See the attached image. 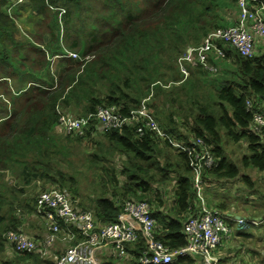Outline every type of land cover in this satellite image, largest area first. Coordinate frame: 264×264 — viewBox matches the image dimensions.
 I'll list each match as a JSON object with an SVG mask.
<instances>
[{"label": "trees", "instance_id": "obj_1", "mask_svg": "<svg viewBox=\"0 0 264 264\" xmlns=\"http://www.w3.org/2000/svg\"><path fill=\"white\" fill-rule=\"evenodd\" d=\"M29 1L31 7H36L33 11L37 14L44 7H55L56 10L64 7L65 11L61 14L64 15L62 22L58 15L60 11L50 9L51 16L57 21V31L52 30L48 43L43 37L46 44L35 45L28 39L17 38L15 31L18 27L14 19L0 11V65L13 76L27 80L21 87L22 91L34 88V93L19 109H10L6 114L0 111V120L12 117L7 133L4 136L0 133V161L5 160L7 152L12 156L5 160V169L20 170L17 176L25 183L47 177L54 182V167L51 160L43 156H51L52 149L56 148L48 146L45 141L53 136L52 133L60 132L56 127L58 107L82 115L107 105H116L122 112H128L150 96L148 107L166 130L185 140L194 136L203 137L219 157L218 166L205 176L207 182L218 183L221 178L242 177L246 188L253 189L254 181L241 172L240 164L222 153V141L227 135L235 141L245 142L248 152L241 157L242 165L260 173L264 171V132L251 129L252 113L246 107V98L258 100L264 95V52L244 57L228 47L229 58L235 52L233 72L218 81L214 79L208 94L199 93L197 84L203 73L213 71L194 60L185 62L189 75L184 77L178 65L179 58L188 47L199 44L211 30L225 26L216 20L218 15L215 14L214 0ZM140 1L149 2L150 8H142ZM4 2L0 0L1 5ZM233 2L236 4V0ZM155 11L161 19L160 23L153 25L152 20L151 25H148L149 21L140 22L155 15ZM74 17L78 18L74 20ZM60 26L63 32L61 29L59 33ZM37 39L41 40V37ZM24 42L31 43L29 48L23 49ZM75 49L80 51H76L79 58L65 55L66 50ZM30 52L31 56L37 52L43 59L40 56L39 59L31 57ZM86 55L92 56L86 58ZM55 57L72 62L57 73L52 61ZM219 59L214 55L209 58V62L218 67L215 73L219 71ZM5 78L9 76L5 75ZM186 93H191L187 100L184 98ZM91 134L89 131L85 137L77 135L76 138L83 142ZM103 136L105 142L99 146L101 155L95 156L106 160L109 155L120 158L119 165H115L114 169L105 164L100 167L108 174L113 191L103 189L106 188L104 184L102 192L90 198L89 203L77 202L65 187L63 173L59 171L60 187L68 192L73 205L93 211L97 221L103 224L116 219L123 199H146L153 207L154 215L160 217L158 238L173 248L185 245L184 222L187 215L198 211L188 156L175 151L178 158L172 160L167 153V148H171L167 141L149 132L138 136L131 125L104 131ZM171 181L172 186L176 183L173 194L175 210H172V203L165 195L166 185ZM154 184L157 186L154 187ZM158 184L164 185L161 188ZM154 189L155 201L148 198ZM3 194L0 189V211ZM25 200L28 202L21 205L23 212L8 217L4 230L22 229L32 234L28 226L29 219L33 217L29 214L35 209L36 197L34 204L28 198ZM24 213L28 214L27 219L22 217ZM5 235L0 232L1 249L16 253L9 249ZM144 246L143 237L128 247L130 255L125 261H109L107 264H139L137 255ZM15 258L18 261L21 259L22 264H53L35 252L16 253ZM172 264L198 263L195 257L188 255Z\"/></svg>", "mask_w": 264, "mask_h": 264}, {"label": "built area", "instance_id": "obj_2", "mask_svg": "<svg viewBox=\"0 0 264 264\" xmlns=\"http://www.w3.org/2000/svg\"><path fill=\"white\" fill-rule=\"evenodd\" d=\"M21 1L7 2L12 6ZM236 8L234 23L211 30L199 44L188 47L179 58L178 65L184 77L189 75L185 62L194 60H198L206 69L217 71V65L209 62L210 55L220 59L229 58L228 47L244 57L256 55L257 44L264 40V0H236ZM66 52L65 55L69 57H80L76 51ZM91 56L86 55V58ZM149 97L142 99L138 107L128 112H122L116 105H107L86 115H75L58 107L56 127L65 134L85 137L89 131L94 133L96 129L104 132L131 125L138 136L149 132L167 141L174 151L186 154L198 200V211L187 215L184 222L187 243L173 248L158 238V218L146 199H124L116 219L102 224L97 221L93 211L75 207L68 192L60 185L47 184L37 193L35 209L30 214L43 225V234H29L22 229L7 230L5 236L10 250L39 253L53 264H107L109 261H125L130 255L128 247L144 237L145 246L137 255L139 264H172L188 255L195 257L198 264H222L217 251L231 232L229 219L242 228L264 222V218L257 220L235 213L228 215L227 211L207 203L204 195L207 188L216 185V182H207L205 176L218 166L219 157L203 137L194 136L185 140L166 130L149 109ZM246 107L252 113L251 129L263 133V96L258 100L246 98ZM261 174L264 178V171ZM104 247L108 250L106 260L99 257Z\"/></svg>", "mask_w": 264, "mask_h": 264}, {"label": "rangeland", "instance_id": "obj_3", "mask_svg": "<svg viewBox=\"0 0 264 264\" xmlns=\"http://www.w3.org/2000/svg\"><path fill=\"white\" fill-rule=\"evenodd\" d=\"M8 0L1 5L0 11L5 12L14 19V24L18 29L15 31L17 38L23 40L28 39L34 45L36 43L46 44L48 43L49 34L52 30L57 31V21L55 17L51 16L49 11H60L58 12L59 17L63 22L64 15L62 12L65 11L64 7H60L61 10H56L57 8L48 7L41 8V13H34L35 6L29 4V0H23L18 2L16 5H9ZM33 1V0H32ZM216 3L215 14L218 15L217 19L221 24L228 25L234 23V19L237 15V8L233 0H214ZM142 8L149 9L151 4L147 1H140ZM92 13V12H90ZM154 13V12H153ZM88 14V13H87ZM146 14V13H144ZM63 16V17H62ZM78 17H74L76 20ZM156 25L160 23L161 19L155 15L145 18L140 21H149L148 25ZM62 25V24H61ZM63 32V27H59V33ZM66 34V29L64 30ZM64 34V35H65ZM52 35V34H51ZM37 37H41L37 39ZM43 37H46V41ZM51 37V36H50ZM25 43V42H24ZM31 43L24 44L23 49L29 48ZM34 47V46H33ZM68 48V47H67ZM21 49V50H23ZM24 51V50H23ZM74 51L80 52L78 49ZM22 52V51H21ZM264 52V40L260 41L256 47V53L260 54ZM226 59H219V71L203 73V77L200 78L197 86L199 87V93L208 94L212 88V82L218 81L221 77L230 76L233 72L234 65L233 57ZM18 54H16L17 56ZM31 56V52L29 53ZM43 59L42 55L37 52L33 53L31 57H36V59ZM94 56V55H93ZM53 67L56 68L57 73H61L65 67L72 61L62 60L60 58H53ZM226 69V71H225ZM225 71V72H224ZM225 73V74H224ZM8 75L9 78H5ZM2 77V78H1ZM204 79L205 81H203ZM27 80H22L21 77L15 75L13 76L9 70L5 69L4 66L0 65V111L1 114H6L10 109L17 110L26 102V99L34 93L33 89L21 90L22 85ZM24 86V85H23ZM173 86H171V89ZM189 88V87H187ZM21 92L18 94V92ZM175 94H178L176 90L173 89ZM191 93H186L184 95L185 100L190 98ZM181 101H179L180 103ZM177 108L178 107V103ZM185 106L181 110H184ZM76 115H82L81 113H75ZM2 116V115H1ZM11 118L0 120V133L4 136L8 131V125ZM95 131L91 134L89 138L84 139L83 142L78 140L77 135L65 134L62 131L53 134L51 138H46L45 143L48 146H54L56 148L52 149L51 154L54 153L57 164L54 167L55 181L53 182L51 178H36L30 183H25L21 177L17 176L20 170H10L5 169V160L11 159V153L8 152L5 155V160L0 161V179L4 200L2 202V209L0 211V232L1 234L6 233L4 226L8 222V217L10 218L13 214H19L23 212V207L21 206L26 198L31 200L34 204V197H36L39 187L45 188L47 184H58L60 182V173H63V178L66 182V188H68L77 202L82 201L84 203H89V199L97 196L98 193L102 192L103 185L109 191H113V184L110 183L108 174L101 167L105 164L110 169H114L115 165H119L120 158L108 156V160L103 158H97L95 154L101 155L99 150L100 143L105 142L103 132ZM10 147V146H9ZM12 147V144H11ZM222 153L230 160L235 161L240 164V169L242 173H246L254 181L253 189L246 188V183L243 181L242 177H237L236 179L225 180L226 178H221L216 182V185L207 188V192L204 197L207 203L212 207H219L223 211H227V214L235 213V215H242L246 218H251L258 216L264 218V178L262 174L256 169L251 167H244L241 162V157L244 153L248 152L247 145L245 142H238L230 138L229 136H223L222 141ZM56 151V153H55ZM3 152V150H2ZM167 153L171 155L172 160L177 159L178 156L176 152L168 147ZM1 156V155H0ZM32 158V155L30 154ZM29 157V158H30ZM28 158V159H29ZM42 158V156H41ZM45 158V156H43ZM16 167V166H15ZM112 173V171H111ZM105 182V183H104ZM173 181L167 184L165 195L169 199V203L175 205L173 194L174 188L172 186ZM46 185V186H45ZM164 184L159 185L163 187ZM157 185L154 184V187ZM23 189V190H22ZM22 190V191H21ZM155 189L150 191L148 198L154 199ZM126 199V198H125ZM124 200V199H123ZM28 202V201H27ZM160 205V203H158ZM169 204V205H170ZM172 210H175L173 207ZM30 216V214H29ZM24 219L28 218V214L24 213L22 215ZM5 218V219H4ZM25 222V220H24ZM231 232L224 241L222 245L218 248V255L222 258V264H264V222L258 226H247L246 233L240 234L236 232L242 229L239 224H237L233 219H229ZM39 220L36 218L29 219V230L35 228V226L43 227L39 224ZM32 232H34L32 230ZM16 253H12L9 250L1 249L0 245V264H22L21 259L18 261L15 258ZM26 263V262H25Z\"/></svg>", "mask_w": 264, "mask_h": 264}, {"label": "crops", "instance_id": "obj_4", "mask_svg": "<svg viewBox=\"0 0 264 264\" xmlns=\"http://www.w3.org/2000/svg\"><path fill=\"white\" fill-rule=\"evenodd\" d=\"M236 18H237V15H236V17H235V19L234 20H236ZM235 22V21H234ZM259 44V43H258ZM97 133V132H96ZM50 155V154H49ZM45 159H49V160H51V163H52V165L53 166H55L56 164H57V161H56V158H55V156H54V153H52L51 154V156H48V155H46L45 156ZM46 186V185H45ZM167 206H169V205H166V207ZM172 207H174V208H176V204L174 205L173 203H172ZM159 218V220H160V217H158ZM251 218H254V219H257V220H261L262 218H260V217H258V216H255V217H251ZM40 222V221H39ZM39 224H41V222L39 223ZM261 223H258V224H255V225H252V224H249V226H253V227H255V226H258V225H260ZM43 227L41 228V227H38V226H35V228H32V230L34 231V232H32V233H34V234H36V235H40V234H43L42 233V231H43ZM236 232H238V233H240V234H245L246 233V227H244V228H242V229H239V230H237ZM107 253H108V250H107V248L106 247H104V248H102V252L101 253H99V257L100 258H102V259H108V258H106V255H107ZM108 257V256H107ZM222 259V258H221Z\"/></svg>", "mask_w": 264, "mask_h": 264}, {"label": "water", "instance_id": "obj_5", "mask_svg": "<svg viewBox=\"0 0 264 264\" xmlns=\"http://www.w3.org/2000/svg\"><path fill=\"white\" fill-rule=\"evenodd\" d=\"M263 99H264V95H263Z\"/></svg>", "mask_w": 264, "mask_h": 264}, {"label": "clouds", "instance_id": "obj_6", "mask_svg": "<svg viewBox=\"0 0 264 264\" xmlns=\"http://www.w3.org/2000/svg\"><path fill=\"white\" fill-rule=\"evenodd\" d=\"M97 132H99V131H97Z\"/></svg>", "mask_w": 264, "mask_h": 264}]
</instances>
